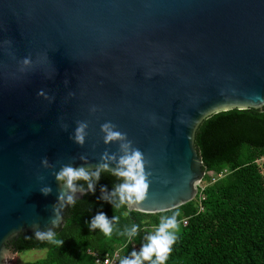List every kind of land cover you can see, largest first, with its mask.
Listing matches in <instances>:
<instances>
[{
  "label": "water",
  "instance_id": "95a60500",
  "mask_svg": "<svg viewBox=\"0 0 264 264\" xmlns=\"http://www.w3.org/2000/svg\"><path fill=\"white\" fill-rule=\"evenodd\" d=\"M234 108L264 110V0H0V264L89 191L65 168L118 174L139 152L128 210L192 201L197 129Z\"/></svg>",
  "mask_w": 264,
  "mask_h": 264
},
{
  "label": "trees",
  "instance_id": "16d2710c",
  "mask_svg": "<svg viewBox=\"0 0 264 264\" xmlns=\"http://www.w3.org/2000/svg\"><path fill=\"white\" fill-rule=\"evenodd\" d=\"M195 145L206 169L195 199L155 214L130 211L118 192L124 177L86 171L89 178L75 179L73 185L89 191L69 205L65 224L49 232L51 239L48 233L42 238L22 233L12 241L18 252L47 249L44 258L23 264H97L95 253L105 257L116 251L120 260L132 259L161 220L173 216L181 227L165 264H264V172L259 162L264 156V110L234 108L205 118ZM97 171L98 179L93 175ZM99 214L112 229L108 237L92 227ZM133 225L136 233L129 236Z\"/></svg>",
  "mask_w": 264,
  "mask_h": 264
},
{
  "label": "clouds",
  "instance_id": "9594fccd",
  "mask_svg": "<svg viewBox=\"0 0 264 264\" xmlns=\"http://www.w3.org/2000/svg\"><path fill=\"white\" fill-rule=\"evenodd\" d=\"M79 132V129H78ZM117 133H109L108 139L117 136ZM78 140L82 137L77 136ZM120 163L126 166V170L119 171L118 174L127 178L128 181H134V183H124L119 186L118 192L120 194V202L124 203L127 200L129 203L143 200L147 185L144 180V176L141 171V155L139 152H133L131 155L122 158ZM97 179L99 178V171L93 174ZM83 178L87 180L89 173L83 169H63L57 176V179L63 180L71 188L73 187V180ZM91 188V185H89ZM71 200V197H69ZM115 219V217H114ZM92 227H99L105 237H108L112 229L109 226V222L103 214L97 215L93 222ZM178 231L175 217L162 219L159 226L155 229L154 234L147 237L148 243L142 245L139 254L136 251L131 253L132 259L122 258L120 264H142V261H147L148 264H165L168 255L171 251V245L176 239V232ZM136 233V226L133 225L131 231L128 233L132 236ZM48 238L51 239L52 234L48 233ZM55 243L59 244L61 241L56 240ZM108 264V261H105Z\"/></svg>",
  "mask_w": 264,
  "mask_h": 264
},
{
  "label": "rangeland",
  "instance_id": "374dc122",
  "mask_svg": "<svg viewBox=\"0 0 264 264\" xmlns=\"http://www.w3.org/2000/svg\"><path fill=\"white\" fill-rule=\"evenodd\" d=\"M260 164L262 166V171L264 172V156L260 159ZM178 230L181 227L180 223H177ZM177 231L176 233H178ZM47 249H28L16 253L15 257L11 261V264H23L28 261H35L42 259L46 256Z\"/></svg>",
  "mask_w": 264,
  "mask_h": 264
},
{
  "label": "built area",
  "instance_id": "2783aa9c",
  "mask_svg": "<svg viewBox=\"0 0 264 264\" xmlns=\"http://www.w3.org/2000/svg\"><path fill=\"white\" fill-rule=\"evenodd\" d=\"M226 170L219 173L218 177H222L225 174ZM216 178H213V181H215ZM187 223V220L184 221V224ZM96 256V263L97 264H105V261H108V264H120V251H116L115 253H112L111 255H107L105 257H100L95 253Z\"/></svg>",
  "mask_w": 264,
  "mask_h": 264
}]
</instances>
